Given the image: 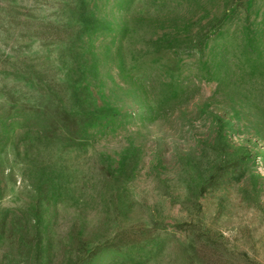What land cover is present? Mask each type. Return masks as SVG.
<instances>
[{"label": "rangeland", "instance_id": "1", "mask_svg": "<svg viewBox=\"0 0 264 264\" xmlns=\"http://www.w3.org/2000/svg\"><path fill=\"white\" fill-rule=\"evenodd\" d=\"M0 264H264V0H0Z\"/></svg>", "mask_w": 264, "mask_h": 264}]
</instances>
